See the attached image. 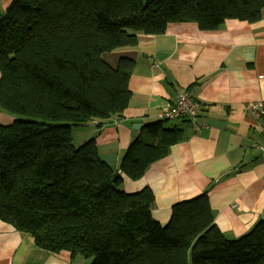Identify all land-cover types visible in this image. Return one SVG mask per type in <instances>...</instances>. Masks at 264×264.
<instances>
[{
	"label": "trees",
	"instance_id": "trees-1",
	"mask_svg": "<svg viewBox=\"0 0 264 264\" xmlns=\"http://www.w3.org/2000/svg\"><path fill=\"white\" fill-rule=\"evenodd\" d=\"M264 0H11L0 13V219L46 252L91 264H264V220L228 238L204 193L152 217L149 187L128 193L94 137L76 146L73 125L121 117L135 62L105 54L136 45L168 23L200 29L226 19L255 22ZM199 119V117H198ZM168 120L144 124L122 158L131 179L183 140Z\"/></svg>",
	"mask_w": 264,
	"mask_h": 264
},
{
	"label": "crops",
	"instance_id": "crops-1",
	"mask_svg": "<svg viewBox=\"0 0 264 264\" xmlns=\"http://www.w3.org/2000/svg\"><path fill=\"white\" fill-rule=\"evenodd\" d=\"M10 2L0 0V13ZM112 55V65L120 57L135 62L128 106L121 117L101 126L73 125L79 144L95 138L100 156L122 176L124 191L151 188L152 217L162 224L170 220L175 203L204 193L228 238L264 220V155L258 148L264 138L247 111L250 104L264 101V8L255 22L226 19L211 30L194 21L170 22L164 33L140 34L136 45ZM183 92L197 104L201 126L185 118L168 120L172 126L164 127L181 129L183 140L142 177L131 179L120 166L133 124L155 122ZM14 119L0 110L1 125ZM0 264H91V259L69 251L46 252L0 219Z\"/></svg>",
	"mask_w": 264,
	"mask_h": 264
},
{
	"label": "built area",
	"instance_id": "built-area-1",
	"mask_svg": "<svg viewBox=\"0 0 264 264\" xmlns=\"http://www.w3.org/2000/svg\"><path fill=\"white\" fill-rule=\"evenodd\" d=\"M248 116L257 122V127L264 138V101L256 102L248 106ZM185 118L197 128L201 125L198 119L197 104L191 99L188 92L180 93L174 106L159 112L157 119L172 120ZM258 148L264 155V141L258 143Z\"/></svg>",
	"mask_w": 264,
	"mask_h": 264
},
{
	"label": "rangeland",
	"instance_id": "rangeland-1",
	"mask_svg": "<svg viewBox=\"0 0 264 264\" xmlns=\"http://www.w3.org/2000/svg\"><path fill=\"white\" fill-rule=\"evenodd\" d=\"M104 58H105L106 61H108V62H110V63H112V64L115 63V60H114L115 57H114V55H112V54H105V55H104ZM165 125H166V126H172V125H170V123L168 124V122H166ZM74 129H75V128H74ZM72 135H74V137H75V139H74V140H75V141H74L75 145H76V146L80 145V144H79L80 142H79V140H78V139H79V131H78L77 129L73 130V131H72ZM74 137H73V138H74Z\"/></svg>",
	"mask_w": 264,
	"mask_h": 264
},
{
	"label": "water",
	"instance_id": "water-1",
	"mask_svg": "<svg viewBox=\"0 0 264 264\" xmlns=\"http://www.w3.org/2000/svg\"><path fill=\"white\" fill-rule=\"evenodd\" d=\"M142 124L141 123H135L133 124L132 126V138H131V141H130V145L135 141L137 135H138V131L139 129L141 128Z\"/></svg>",
	"mask_w": 264,
	"mask_h": 264
}]
</instances>
